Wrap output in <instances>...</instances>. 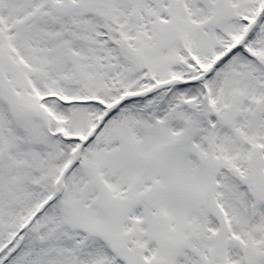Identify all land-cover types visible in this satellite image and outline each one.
I'll return each mask as SVG.
<instances>
[{
  "label": "snow or ice",
  "instance_id": "obj_1",
  "mask_svg": "<svg viewBox=\"0 0 264 264\" xmlns=\"http://www.w3.org/2000/svg\"><path fill=\"white\" fill-rule=\"evenodd\" d=\"M0 264H264V0H0Z\"/></svg>",
  "mask_w": 264,
  "mask_h": 264
}]
</instances>
